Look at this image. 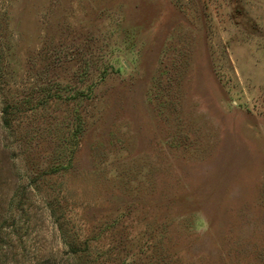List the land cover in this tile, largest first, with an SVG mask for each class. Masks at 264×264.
I'll return each instance as SVG.
<instances>
[{"label": "rangeland", "instance_id": "1", "mask_svg": "<svg viewBox=\"0 0 264 264\" xmlns=\"http://www.w3.org/2000/svg\"><path fill=\"white\" fill-rule=\"evenodd\" d=\"M0 264H264V0H0Z\"/></svg>", "mask_w": 264, "mask_h": 264}]
</instances>
